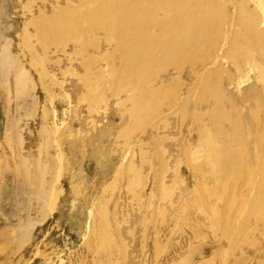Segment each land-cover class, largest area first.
<instances>
[{"label": "rangeland", "instance_id": "374dc122", "mask_svg": "<svg viewBox=\"0 0 264 264\" xmlns=\"http://www.w3.org/2000/svg\"><path fill=\"white\" fill-rule=\"evenodd\" d=\"M66 2L0 0V264H264V15L246 4L252 28L235 18L197 49L205 61L183 65L155 115L107 83L104 46L43 49L31 22ZM219 132L262 152L232 173L242 190L214 154ZM37 177L62 190L50 214Z\"/></svg>", "mask_w": 264, "mask_h": 264}, {"label": "bare ground", "instance_id": "6f19581e", "mask_svg": "<svg viewBox=\"0 0 264 264\" xmlns=\"http://www.w3.org/2000/svg\"><path fill=\"white\" fill-rule=\"evenodd\" d=\"M67 1V5L64 7L59 5L53 7L50 15L40 11L38 18L31 22L35 28V37L40 41L42 47H45L43 49H46L48 45L52 43L55 47H61L64 43L72 42L77 45H89L93 52L96 51L99 53L101 47L104 46V52L106 53H104V56L99 53L101 56H98V58L103 57L101 59H104L107 64V72L111 77L107 83H112L114 80L120 79V87H117L121 88L124 93L131 94L125 98V101L131 103L138 112L143 105L147 106L148 104L150 111H152V113L154 112L155 115L163 114L161 107L166 104V101L164 103L165 99L163 97L171 94V85L173 83H175L176 87L181 85L180 76L178 74L183 73L185 68H182L183 65L185 64L186 66V62L192 60L195 56L196 60H198L197 62H204V56H198L199 53L204 52L203 49L206 47H212L217 44L219 37L225 34L223 29L231 28L233 19L236 18L237 20L238 18L242 20V26L248 28V30L252 28L254 22L253 15H255V13H252V11L245 6L246 4L253 3L259 13L264 15V0H73L70 1L71 4L69 0ZM74 7H77V11L72 9ZM193 36L197 37L194 38ZM58 38L61 40L57 42ZM197 49H200V52H197ZM207 49L210 48H206L205 50ZM96 55L94 54L93 56L95 61L94 66L98 68ZM84 56L85 54L83 57ZM6 65L5 63V66ZM171 70L172 72L174 70L176 71L175 77L173 75L170 76L171 74L169 71ZM97 71L102 72L100 68H98ZM189 71V75H197V72L192 67ZM206 71L207 70H204V72ZM90 76H93L92 72L88 73V77ZM99 80L106 84L102 75ZM165 82L169 85H165ZM173 108L171 109L173 110ZM164 110L167 109L165 108ZM216 129L215 131H217ZM218 135L220 136V132ZM227 135L228 134L222 132V138L220 139L223 141L221 145L216 146V144H213L216 146L217 150H215V152L213 149L211 150L217 158L219 157L221 169L223 170L224 176L226 175L225 178L232 179L234 182L233 189L239 191L245 187L244 185L241 186L242 177L240 178L238 175L239 179H233L232 173L240 171V167L243 165L244 160L252 156L256 161L259 160V155L262 152L258 145L255 146L252 156H250L246 150H241V147L238 151V146H240V143H238L239 138H236L238 136L233 134L231 137H234L235 140L229 138L230 141L226 138ZM158 138L160 139L161 137ZM206 138H209L208 135ZM206 142L204 141V143ZM243 143L245 142L243 141ZM58 150L60 151V149ZM213 158L214 156H212V159ZM247 169V172H249L250 168ZM211 175H213V173H211ZM40 177L34 178L38 186L34 185L36 183L33 185L39 197H47L44 204L45 209L50 214L56 209L57 197L58 194L62 193V190L58 188L56 191V189L51 188L47 193V191L42 189L43 187L39 186V183L41 185L44 184ZM26 178H28V176H26ZM212 180L216 185L219 183H217L216 178ZM252 185L253 184H251L248 189H250ZM250 190L255 189L252 187ZM222 191L225 192L224 190ZM228 192L230 191L228 190L227 193ZM241 194L243 193H240V195ZM223 196L225 197L226 195ZM230 197H232V195H230ZM219 198L221 197L219 196ZM145 210L148 209H144V211ZM237 211L239 210L236 209V212ZM241 211L243 210L241 209ZM227 214H230V212ZM100 216L102 218L101 214H99V217ZM114 218L115 217H113V222L115 220ZM224 224L222 223V227ZM118 229L119 228H117L116 231L117 237L120 238V244L123 245ZM97 231L98 225L94 217V237L98 235ZM24 234V236L28 237L30 233L26 230ZM38 252L39 251L36 253L37 255Z\"/></svg>", "mask_w": 264, "mask_h": 264}]
</instances>
